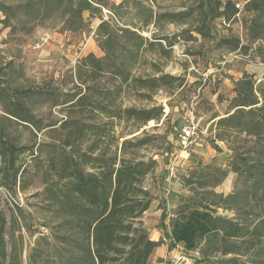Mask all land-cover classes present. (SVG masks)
<instances>
[{"label": "trees", "instance_id": "obj_1", "mask_svg": "<svg viewBox=\"0 0 264 264\" xmlns=\"http://www.w3.org/2000/svg\"><path fill=\"white\" fill-rule=\"evenodd\" d=\"M63 1L23 0L12 6L0 0V13L4 16H0V23L14 30L13 20L22 10L36 9L48 18ZM221 5L217 2L218 11ZM91 7L87 0L72 7L74 31L80 30L84 22L79 9ZM248 9L255 13L249 26L251 38H264V0H251ZM237 11L234 2L228 0L219 15L232 18ZM164 15L175 22L177 15L183 14ZM160 16L157 15L155 25ZM161 39L164 40H150L135 29L103 20L97 27L95 40L104 56L90 53L76 67L74 81L84 87V92L64 100L66 117L59 127L64 148L60 153L61 185L55 204L60 212L59 264H148L155 248L167 244L164 239H151L144 222V215L155 199L147 179L158 167V161L136 156L137 149L147 143L145 138H126L115 130L121 122L141 128L152 120H160L164 110L156 105L125 106L122 102L125 86L133 84L154 92L183 85V77L162 70L156 76L134 75L142 55L161 43ZM224 42L233 45L234 50L239 49L237 38ZM12 65L13 60L0 61V103L4 112L23 125L42 130L25 100L50 97L54 92L13 85V80L4 73ZM254 84L253 78L244 75L238 81L230 111L213 118H218L213 122L218 128L216 138L231 149L234 133L244 137L243 146L235 150L229 167L201 162L183 180L193 196L183 199L172 218L166 237L173 243L167 245L169 252L178 243L184 244L189 252L199 250L201 258H196L194 264H264V91L256 90ZM48 101L46 98L44 103ZM53 103L58 105L57 100ZM6 133L7 128L1 124L0 142ZM250 137L255 140H249ZM251 142L252 146L247 147ZM6 150L0 144V154L6 156ZM54 161L55 158L53 164ZM230 172L244 178V189L226 196L215 192L214 188ZM219 208L233 211L235 216L219 215ZM5 225L0 212V264L10 257L6 253ZM8 264H15L12 255Z\"/></svg>", "mask_w": 264, "mask_h": 264}, {"label": "rangeland", "instance_id": "obj_2", "mask_svg": "<svg viewBox=\"0 0 264 264\" xmlns=\"http://www.w3.org/2000/svg\"><path fill=\"white\" fill-rule=\"evenodd\" d=\"M3 1L12 6L23 2ZM87 1L92 7L79 9V17L81 14L84 22L78 32L68 29L75 26L71 9L82 0H64L48 18L36 9L22 10L13 20L14 30L0 23V61L13 60V65L4 70L6 77L22 89L42 88L54 92V96L25 100V104L32 107L42 130L5 118L4 107L0 103V125L7 127L6 136L0 142L7 149L6 156L0 154V212L6 221L4 238L6 253L10 256L4 264L9 263L11 255L15 264H59L60 212L55 204L57 188L61 185L60 153L64 149L63 131L59 127L66 117L64 100L84 92V87L74 81L76 67L83 57L78 59L73 69L68 64L49 65L45 59L50 56L42 54L46 44L35 48L46 33H85L88 38L93 33L95 37L98 25L106 20L135 29L150 40L164 38L142 55L134 75L156 76L155 73L162 70L163 73L183 77V85L173 89L164 87L154 92L133 84L125 86L122 95L125 106L150 108L156 105L163 106L164 110L160 120H152L141 128H132L131 123L121 122L115 130L117 135L126 138H145L147 143L137 149L136 156L158 161V167L148 177L147 183L159 202L162 215L158 218L150 212L144 215V222L150 236L164 239L167 244L173 243L166 237V232L171 231L172 218L183 199L193 196L183 183L186 176L201 162L229 167L235 150L243 146L241 138L244 137L237 133L231 137L232 149L218 140V128L213 123L218 118H213L223 117L230 111L231 101L237 96L238 81L244 74L253 78L256 90L264 91V38L253 40L250 36L249 26L255 16L248 9L251 0H231L243 6L232 18L219 15L228 0ZM217 2L222 3L219 11ZM152 11L153 19H150ZM164 14L183 15H177L176 21L171 22V18ZM0 16L4 18L2 13ZM24 20L25 25L21 26L20 22ZM227 38L239 39V49L234 50L233 45L225 43ZM46 98L49 101L44 103ZM53 100H57L58 105ZM192 122L198 126L200 136L184 150L179 147L177 133ZM171 176L183 183L188 190L187 196L171 190ZM245 184L244 178L230 172L214 191L226 196L244 189ZM175 200L178 202L172 207ZM218 214L230 218L235 216L233 211L222 208L218 209ZM181 246L182 243H178L160 264H184L181 257L192 258L193 252ZM191 262L194 264L195 260Z\"/></svg>", "mask_w": 264, "mask_h": 264}, {"label": "crops", "instance_id": "obj_3", "mask_svg": "<svg viewBox=\"0 0 264 264\" xmlns=\"http://www.w3.org/2000/svg\"><path fill=\"white\" fill-rule=\"evenodd\" d=\"M234 4H236L234 2ZM2 24V23H1ZM71 31H74L73 29H68ZM80 30L74 31L78 32ZM51 40L44 46V49L42 51L43 55L50 56L49 59H45V61H48L49 65H69L71 69H73L72 61L77 57L78 54H80V58L87 56L90 53H93L95 55L102 56L104 52L99 48V46L96 43L94 34L92 33L91 36L86 37L87 35L85 33H73L64 31L63 33H53L51 34ZM88 38V39H87ZM246 75V74H244ZM243 75V76H244ZM5 113V112H4ZM5 118L14 119L13 117L9 116L5 113ZM7 128V127H6ZM171 176L170 179V185L172 184L173 191H176L178 194H182L187 196L188 190L184 187L183 183L179 180H175V178ZM172 197V196H171ZM175 197L179 200L178 195ZM177 200L174 202V206L177 204ZM159 202L154 199L149 210L146 211L145 215H148L150 212H153L155 217L157 216L160 218L162 215L159 208H158ZM159 236L161 237L162 234L160 233ZM151 239L158 241L160 240L158 237H152ZM184 244H182L181 247H183ZM168 245L163 244L153 251L151 254L148 264H160V262L165 259V257L169 254Z\"/></svg>", "mask_w": 264, "mask_h": 264}, {"label": "built area", "instance_id": "obj_4", "mask_svg": "<svg viewBox=\"0 0 264 264\" xmlns=\"http://www.w3.org/2000/svg\"><path fill=\"white\" fill-rule=\"evenodd\" d=\"M235 7H237L236 9H242L243 6L241 3H236ZM51 34L46 33L40 41V44L36 45L35 48H40L41 46H44L45 44H47L50 40H51ZM78 59H80V54L77 55V57L72 61V65L73 67H75V65L78 62ZM178 136V140H179V147L186 150L188 148L191 147V145H193L197 139L200 136V130L198 128V126L192 122L189 125H184L177 133ZM193 252V256L192 258H186L185 256L181 257L180 261H182V263L184 264H192L191 261L195 260L196 258H199L200 252L199 250H195L192 251Z\"/></svg>", "mask_w": 264, "mask_h": 264}, {"label": "water", "instance_id": "obj_5", "mask_svg": "<svg viewBox=\"0 0 264 264\" xmlns=\"http://www.w3.org/2000/svg\"><path fill=\"white\" fill-rule=\"evenodd\" d=\"M83 16H85V11L83 12Z\"/></svg>", "mask_w": 264, "mask_h": 264}]
</instances>
